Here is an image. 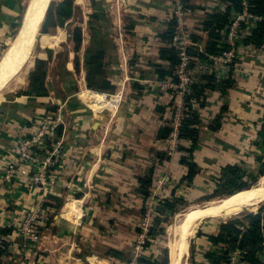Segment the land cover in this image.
<instances>
[{
  "label": "crops",
  "instance_id": "obj_1",
  "mask_svg": "<svg viewBox=\"0 0 264 264\" xmlns=\"http://www.w3.org/2000/svg\"><path fill=\"white\" fill-rule=\"evenodd\" d=\"M187 2L192 9L187 29L190 35L196 37L195 47L205 50L209 43V32L205 30L204 22L223 15L227 3L224 0ZM19 7L20 0H0V47L2 39L14 28L13 21L19 14ZM234 10L236 8H232L230 14ZM113 12L124 25V40H117L119 64L113 65V76L117 82L125 78L140 83L135 85L133 91L131 84H128L130 92L126 95L127 107H124L117 118L111 119L97 115L95 111H102L92 107L94 105L91 102L99 100L104 107L111 103L108 108L112 116L118 104L114 101H102L97 94H90L85 90L81 94L79 91L77 97L76 92L67 91L66 98L62 99L64 95L56 97L67 104L65 116L68 125L62 136L63 152L60 159H56L55 164L49 168V177L54 180V184L47 193L26 178H7L5 168L13 156L8 153L14 146L9 140L15 135L17 142L29 133L27 125L30 118L35 113L44 111L35 106L36 103H43L44 98L50 96L51 90L45 96L23 95L18 98L16 114L19 116H10V121L13 122L14 119L20 123V127L10 123L1 125L0 117V228L14 227L12 234L2 235V239L9 243L7 255L2 259L5 264H88L86 261L87 257L91 258V252H87L86 244L88 248L94 245L93 252L101 247V243L92 240L94 236L104 237V231H107L119 243L127 236L126 232L131 238L134 237L135 230L132 231L131 222L142 212L144 205L139 178L147 175L150 169L153 170L150 190L156 186L162 174L172 168V181L160 188L162 198H189L191 194L203 191L200 189V182L210 177L211 166H216L218 171L226 164H234L233 159L237 156L231 152L232 148L239 152L240 148L249 145L250 138H257L262 127V111L255 107L254 101L249 100L251 96H256L253 100L259 102L264 100L263 60L254 68L252 77L249 74L251 71L246 69L237 73V84L229 88L227 95L228 107H224V98L217 91L218 87L214 91H207L209 104L201 109L200 105L197 107L199 115L202 119L207 117L210 120L211 115L213 119L216 115L223 114V121L216 131L211 130V123L203 122L205 126H197L200 148L195 151L194 160L201 170L192 183L182 180L187 173V168L180 162L185 151L179 150L175 155L161 160L160 156L166 153V145L165 138L158 136L160 129L171 122L172 104L185 100L178 95L175 98L171 90L162 93L163 90L158 86L162 80L170 81L173 78L171 75L161 78L157 70L159 65H169L160 56L159 49L165 45L161 36L172 20V0H122L116 4ZM221 33L224 34V30ZM255 48L260 52L258 56L264 58V44ZM117 70L121 71L118 73ZM80 74L83 87L88 89L84 61ZM214 84L217 85L216 82ZM63 86L64 89L69 88L70 82L63 83ZM81 95L91 102H85ZM4 100H7L6 96L1 102ZM182 144L191 146L187 139ZM224 148H227L228 153ZM44 156V151H40L38 160H44ZM47 200L57 205L60 203L61 206L47 207L53 209V216L44 220L45 239L35 253H26L15 228L19 227L22 213L31 204L41 205ZM220 224L215 231L207 233L218 234ZM117 245L113 243L109 246L110 249H115ZM107 252L108 250L104 251V257L99 256L101 258L93 253L91 262L111 264L110 258L115 256L107 255ZM261 258L264 260V252Z\"/></svg>",
  "mask_w": 264,
  "mask_h": 264
},
{
  "label": "rangeland",
  "instance_id": "obj_2",
  "mask_svg": "<svg viewBox=\"0 0 264 264\" xmlns=\"http://www.w3.org/2000/svg\"><path fill=\"white\" fill-rule=\"evenodd\" d=\"M29 0H20V7H19V14L15 17L13 21V25L16 24L18 27H14L9 35L5 37V39H2V44L0 47V60L3 58L5 52L9 49L10 45L14 40L17 38L20 29L22 28L23 25V20L24 17L28 11L29 8ZM122 2V0H51L49 7L52 5L53 11L60 13V16L57 18L58 22V27L54 31V33H48L47 35L50 36H42L41 33L38 34L36 40H35V45L33 47V54H32V60L33 64L29 68L27 75H26V83H23L20 87H18L14 91H9L6 92L5 94L0 95V120H1V125L5 124H11L16 127H20V123L17 121L15 122L13 119V122L10 121V116L15 117L18 113L17 110V103H19L17 100L18 98H22L23 95L29 96V97H38V96H31L28 95L27 91L29 90V75L30 72L34 69L35 63L37 59H42L46 60V67L45 71L47 73V78H46V86L48 90H51V93H49V97L44 98V102H37L35 106L40 107L41 109H44V111H39L33 115L32 118H30V121L28 122V129L29 133L24 135V137H29L32 135L33 131L40 126V123L42 122L43 118L48 117L49 120H54L56 119V116L61 114L62 116V121L60 123V126L58 128V135L59 137L62 138L63 133H65L67 129V120H66V111H67V104L64 100H57L56 97L58 96H63V98H66L67 91H70L71 93L74 91L76 92V95L78 97L79 91L80 94L85 91L86 87L82 85V81L80 78V73H81V68H82V62L84 61L85 63V58L88 55H91L92 53L98 52L100 50H103L105 53V58L103 60V64L106 68V78L104 80V83L107 84V88L102 89V90H96L93 88H89L93 91L104 93L108 99L113 98V96H116L118 99L117 102V109L112 116L111 111L107 108H104L101 110L97 105L93 104L95 108H98V111L102 112H97V115L100 117H108L111 119L112 117L117 118V116L120 114V112L124 109V107H127V93L130 92V86L128 84H131L132 91L134 90L135 85L137 81H133L130 79H123L122 81L117 82L115 77L113 76L114 69L113 65L114 64H119L118 60V43L117 40L122 42L124 40V34L122 30H124L122 27L124 25L117 20V15L113 12L114 9L116 8V4ZM48 7V9H49ZM47 13V12H46ZM41 32H42V27H41ZM190 33V32H189ZM53 34V35H52ZM118 38V39H117ZM123 39V40H121ZM257 47L254 44L251 43H241L240 49L238 50V53H236V58L228 64L226 68H221L222 65H219L217 67H212L211 71L205 72L211 75H215L216 79H224V78H229L228 71L231 69L232 72L230 73L231 79L234 80L235 85L237 84V77L239 74H237L241 69L243 70H248L251 71L250 76L252 77L254 75V68H256L257 64H261L260 62H264L263 57H259L258 55L260 52L256 50ZM258 48V47H257ZM226 49L225 47L223 50ZM259 52V53H258ZM194 59L199 57L198 55L192 54ZM259 57V58H258ZM263 58V59H262ZM212 62V60H211ZM249 62L252 64L249 65ZM71 63L72 67L71 68ZM70 65V66H69ZM70 67V68H69ZM26 69V68H25ZM121 71V70H120ZM117 70V72H120ZM125 72V70H124ZM225 72V73H224ZM224 73V74H222ZM204 73L198 74V76H195V82L191 85V91L190 93L186 95H181V94H176L173 93V96H182L185 100V104L183 105L184 110H185V115L186 112L189 111V109H196L200 105L201 107H205L207 104H209L207 100V96L209 92L214 91L211 89H207L206 92L204 93L203 97V105L199 104L198 100L195 98H191L190 100L187 101L188 95H190L193 91V85H195L199 79L200 75ZM249 76V77H250ZM16 78V76L14 77ZM13 78V79H14ZM70 82L69 88L66 87L65 89L63 88V83ZM162 83H158L159 89L162 91V93H166V89L162 88L163 85V80L161 81ZM87 84V82H86ZM233 86V87H234ZM228 89L226 92H223L221 90H217L221 93V96L224 98V107H228V94H229ZM53 91V92H52ZM131 91V92H132ZM170 91V90H169ZM209 91V92H207ZM7 97V100H3ZM81 98H84L82 95L80 96ZM252 100L250 99L249 101H254L256 103V106L258 110L262 111L263 117L262 121L264 123V100H253L254 97L256 96H251ZM102 98V97H101ZM41 100L43 97L40 98ZM174 99V98H173ZM264 99V97H263ZM99 101V100H97ZM220 101V100H219ZM101 101H99L100 103ZM181 101L180 103L177 101L174 104H172V107L170 109V116H173V112L175 110V107L177 105H180L184 103ZM188 102L190 103L188 105ZM109 105H106L105 107H109ZM91 107V106H90ZM88 107V108H90ZM104 107V106H103ZM115 107V106H112ZM111 107V108H112ZM93 109V108H90ZM94 110V109H93ZM113 110V109H112ZM198 111V110H197ZM200 111V110H199ZM94 112V113H95ZM200 113V112H199ZM19 116V115H17ZM200 116V126L203 127L205 126L204 123H211L210 125L217 126L221 125L223 121L224 115H216L212 119L211 115V121L207 117ZM218 118V120H217ZM172 119V117H171ZM202 121V122H201ZM198 125V126H199ZM163 127H169L170 130L172 128V122H169ZM213 131V130H212ZM60 132V134H59ZM255 130L252 132L254 133ZM181 137V135H180ZM16 136L13 135L11 137V140L15 145V142L17 139H15ZM200 138V134H199ZM184 140L181 137L180 140V146L183 145L182 142ZM262 140L261 135L257 134V138H250L248 141V144L246 147H242L239 149V152L235 149L232 148L233 150L231 151L234 153L237 157L233 159L234 164H239L243 169L246 171H251V172H257L258 169L260 168L261 162H259V157L264 156V147L260 146V142ZM52 141H49L47 143V146L45 149H39L40 151H44L45 156H47L48 151L52 150ZM166 145V144H165ZM12 149L14 146L11 147ZM199 149V143L196 149L193 151V158H194V153ZM9 150V155H13V150ZM179 150H181L179 148ZM182 151V150H181ZM224 151L228 153L227 148H224ZM63 152V149H61V154ZM181 153V152H180ZM186 153L187 152H183ZM168 155V153H166ZM10 158V157H9ZM57 159H60L59 156ZM172 168H168L167 171L162 174L161 178L158 179L156 186L150 190V194L144 203L142 210L144 208V213H140L137 216H135L132 219L131 222V227L133 228L132 231L135 230L134 237L131 238V235L125 233L127 236H124L123 242L119 243L116 240L115 236H112L111 233H107V231H104V237L102 236H94L92 240L97 241L98 243H101V247L98 248V251L93 252L94 245H92L90 248H88L87 244L85 246L86 249H88L87 252H91L90 257L93 258V253L96 254V257H104V251L108 250L106 253L108 254H113L115 258H110L111 259V264H165V255H164V248L168 249L169 247V237L174 234V231L172 229V226L175 221L178 220L183 215H186L189 213L194 212L197 210L199 207L206 205L208 203H211L213 201H216L218 199L224 198V197H230V196H237L239 194H242L243 192L247 191L248 189H244L241 191H238L237 193L233 195H223L222 197H211L213 194L214 190L216 189L218 179L221 175V169L216 170V166H211V175L209 178H205L204 180H201L202 186H200L203 191L196 193V194H191L189 198H184V206L180 207V209L176 210L174 213H167L166 210H163V206L161 203V200L164 199L162 198V192L160 191V188L166 186L169 184L172 179H173V173H172ZM201 170V168H200ZM264 177V175L262 176ZM251 185V187L257 185L261 178ZM189 184V183H188ZM250 187V188H251ZM249 188V189H250ZM150 195H153L152 199H150ZM208 197L210 198L208 200ZM169 200H175V199H182V196L180 197H171L168 198ZM152 201L151 206L153 207V214L151 215L149 219L148 226L145 225V211L147 209V206L149 203ZM178 201V200H177ZM67 202V201H66ZM255 203L251 205L249 208H244L239 211H236L234 213L227 214V216L224 217H208L203 219L193 231H191L188 234V240L185 238V245L187 246L186 252L184 253L183 257L180 259V264H192L191 259L195 258L197 264H209L207 259L205 258V252L207 251L208 248H211V244L207 242L206 236L202 235L198 237V233L196 231L202 230L203 233L215 231L216 227L229 219L230 217L239 215L242 216L243 214L247 212H257L258 207L263 203ZM260 204V205H259ZM34 203L31 204L29 207L31 208ZM194 210V211H193ZM43 214L41 215V219H39V222L37 223L36 229H25L21 228L22 227V222L24 220L25 212L22 213L21 216V222L19 224V227L15 228V233L18 237L21 238V246L26 250V253H35L39 247V245L44 241V220L50 218L51 215L53 216V209H49L47 207L44 208ZM151 211V209H150ZM166 212L167 214H164ZM169 217V221L165 222H158V220L155 222L156 217L160 218H165ZM152 224V226H151ZM146 226V227H144ZM170 226V227H169ZM144 227V228H143ZM152 227V229H151ZM164 227V232L163 234H159L158 230ZM147 231L149 232L150 240L146 242L145 247L143 251H139L141 249V237L140 233L142 231ZM151 229V230H150ZM171 233V234H170ZM34 235H38V238L34 241L30 237ZM102 235V234H100ZM34 237V236H33ZM99 241H98V240ZM190 240V241H189ZM109 241V242H107ZM116 243L118 244L115 246V249L111 248V244ZM95 244V242H94ZM114 247V246H112ZM117 248H120L122 251L120 253V250H117ZM139 248V249H138ZM106 249V250H105ZM110 249V250H109ZM114 250V251H113ZM113 251V252H111ZM170 251V249H169ZM39 252H42L41 250ZM116 252V254H115ZM7 255V254H6ZM5 255V256H6ZM120 255V256H117ZM112 256V255H110ZM99 257V258H101ZM87 257L86 263L88 264H95L92 261V259ZM3 259V257H2ZM7 259V257H5ZM4 261V260H2ZM170 264H172L171 261V256H170ZM4 263V262H3ZM101 263V261H100ZM5 264V263H4Z\"/></svg>",
  "mask_w": 264,
  "mask_h": 264
},
{
  "label": "trees",
  "instance_id": "obj_3",
  "mask_svg": "<svg viewBox=\"0 0 264 264\" xmlns=\"http://www.w3.org/2000/svg\"><path fill=\"white\" fill-rule=\"evenodd\" d=\"M227 3V8L223 15L208 20L205 23V30L209 32V43L207 49L201 51L199 48L192 46L190 49L191 54L198 55L200 58H205L208 55H217L223 51L226 46V40L222 30L226 29L227 24L230 21V10L236 8L239 10L241 8V0H224ZM250 10L254 13L264 16V0H251ZM53 5V4H52ZM52 5L47 10L45 19L42 24V36H50L48 33H54L58 27L57 18L60 13L54 12ZM13 27H18L16 24ZM174 32V21L171 20L168 25L167 31L162 34V39L165 41V45L161 46L159 49V54L161 57L165 58L169 65L167 67H157L158 76L164 78L166 75H171L175 80L176 78V67L179 63L178 51L175 47L170 45L171 38ZM53 35V34H52ZM193 41L196 40L195 35L191 34ZM245 43H251L257 47H261L264 44V19L258 22L257 26L252 28L248 35L241 41ZM105 58V53L103 50L92 53L85 58V70H86V82L89 88L96 90H102L107 88V84L104 83L106 78V68L103 64ZM46 60L37 59L34 69L29 75V90L28 95L31 96H45L49 93L46 87L47 73L45 71ZM232 70L228 71L229 78L219 79L216 81L215 75L204 73L200 75L199 81L193 85V91L187 97V101L191 98L198 100L201 106L204 104L203 97L207 89H217L226 92L229 88L235 85V82L230 77ZM217 83L215 85L214 83ZM190 103L188 102V105ZM218 120V118H217ZM200 116L196 109H189L186 115L183 117L180 125V135L183 139H187L191 142V146L181 145L180 149L187 152V154L181 155L180 162L187 168V173L183 176L182 180L187 181V183H192L195 176L200 171V166L196 163L193 158V151L196 149L199 143V129ZM212 126V125H211ZM219 129L218 126H212L211 130L216 131ZM170 132L169 127H162L158 133V136L162 139L166 138ZM60 134V132H59ZM262 137L260 145L264 146V123L259 131ZM167 153V152H166ZM164 153L160 156V159L169 158L168 155ZM260 168L258 171L251 172L243 169L239 164H226L221 169V175L218 179L216 189L214 190L211 197H222L223 195H233L238 191L249 189L251 185L256 183L260 177L264 175V156L259 157ZM153 170L150 171L144 177L139 178L141 193L144 198V203L146 202L149 194L150 188L153 184ZM210 198L208 197V200ZM178 200V201H177ZM163 210L168 213H174L180 207L184 206L183 199L169 200L164 198L161 200ZM45 207L58 205L45 201L43 204ZM164 212V214H167ZM144 213V208L142 210ZM167 222L169 217L160 218L156 217L155 222ZM152 226V224H151ZM152 229V227H151ZM150 229V230H151ZM159 234H163L164 227L158 230ZM14 232V227H4L0 228V264H4L2 257L7 253L9 243L2 239V235L12 234ZM206 236L207 240L211 244V248H208L205 252V258L209 264H224L228 261L233 253H238L240 255L239 264H264V260L261 258L264 252V202L260 205L257 212H247L242 216L236 215L230 217L226 221L222 222L219 227L218 234L214 235L211 233H203L202 230L198 231V237ZM114 251V250H113ZM111 251V252H113ZM121 253V252H120ZM116 254V252H115ZM165 264H169V251L164 248ZM120 256V255H117ZM192 264H197L195 258L191 259Z\"/></svg>",
  "mask_w": 264,
  "mask_h": 264
},
{
  "label": "built area",
  "instance_id": "obj_4",
  "mask_svg": "<svg viewBox=\"0 0 264 264\" xmlns=\"http://www.w3.org/2000/svg\"><path fill=\"white\" fill-rule=\"evenodd\" d=\"M250 3L251 0H241V8L231 13L230 21L224 30L226 49L217 55H208L205 58L197 57L194 59L190 53V49L192 46L195 47L196 44L187 29L188 17L192 13V9L187 0H172L174 32L170 45L177 49L179 63L176 67L175 80L164 81L162 88L166 89V91L172 90L176 94L186 95L190 93L191 85L195 82L196 75L198 76L200 73L211 71L213 69L212 67L219 65H222L221 68H226L236 58V53H238L241 43H243L241 41L248 35L252 28L257 26L258 22L264 19V16L250 10ZM184 104L185 102L175 107L171 119L172 128L165 138L166 152L169 157L175 155L180 148V125L185 116ZM61 122L63 123L61 114L56 116L55 121L45 117L31 136L23 137L15 143L12 149L13 156L5 168L7 178H26L31 183L43 189L44 193L48 192L54 184V180L49 177V168L55 164L57 157L61 155V149H63V139L58 135V128ZM49 141L53 142V148L48 151L44 160L39 161V149H45ZM152 197L153 195H150V199ZM43 204H35L31 208H28L22 222V229H36L37 223L44 212L45 207ZM151 204L152 201L145 211L146 217L144 221L146 226L150 224L149 219L153 214ZM145 230L139 234L141 242L144 244L141 245V249L138 248L139 251H143L147 240H150V234L146 228ZM30 238L35 241L38 235L32 234ZM239 263L240 255L237 252L233 253L229 260L224 262V264Z\"/></svg>",
  "mask_w": 264,
  "mask_h": 264
},
{
  "label": "bare ground",
  "instance_id": "obj_5",
  "mask_svg": "<svg viewBox=\"0 0 264 264\" xmlns=\"http://www.w3.org/2000/svg\"><path fill=\"white\" fill-rule=\"evenodd\" d=\"M29 1V8L24 17L26 21L25 23L23 22L17 38L12 42L3 58L0 60V95L9 91H14L25 83L27 72L33 64V47L35 45V40L40 33L41 22L51 0ZM15 76L16 78H14ZM85 90L89 91L90 94L92 93L101 96L102 101H114L117 105L116 101H118V99L116 96H113L112 99H108L104 93L96 92L91 89ZM84 101L91 102L90 99L85 98ZM91 103L97 105L102 110L104 108L109 109L108 107H103V104H100L95 99ZM263 200L264 177L261 178L257 185L251 187L242 194L218 199L199 207L195 211L193 210L194 212L192 213L188 212V214L178 218L172 226L174 234L169 237V249L172 264H180V259L183 257L187 249V244L185 245V243L189 238L188 234L193 231L203 219L208 217H224L227 216V214L234 213L241 209H247L251 205L255 203L257 204ZM185 238H187L186 241Z\"/></svg>",
  "mask_w": 264,
  "mask_h": 264
},
{
  "label": "water",
  "instance_id": "obj_6",
  "mask_svg": "<svg viewBox=\"0 0 264 264\" xmlns=\"http://www.w3.org/2000/svg\"><path fill=\"white\" fill-rule=\"evenodd\" d=\"M48 7H49V6H48ZM47 10H48V8H47ZM46 12H47V11H46ZM45 16H46V13H45V15H44V17H43V20H42V22H41V27H42L43 21H44V19H45ZM25 21H26V19L23 20L24 23H25ZM41 27H40V31H39L40 33H42V32H41Z\"/></svg>",
  "mask_w": 264,
  "mask_h": 264
}]
</instances>
